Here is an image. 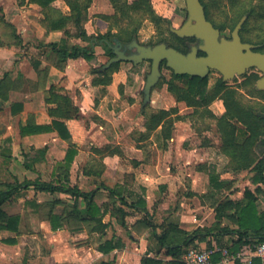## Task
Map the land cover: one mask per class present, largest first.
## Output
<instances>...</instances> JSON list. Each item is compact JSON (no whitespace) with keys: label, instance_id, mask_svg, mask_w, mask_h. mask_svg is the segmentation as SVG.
Returning <instances> with one entry per match:
<instances>
[{"label":"crops","instance_id":"1","mask_svg":"<svg viewBox=\"0 0 264 264\" xmlns=\"http://www.w3.org/2000/svg\"><path fill=\"white\" fill-rule=\"evenodd\" d=\"M136 1L127 3L131 6ZM150 1L155 13L168 19L162 11L168 0ZM61 15H70L66 0H54L48 9L28 0H0V189L41 182L91 193V201L36 185L19 188L2 207L9 217H20V222L8 228L0 226V264H142L144 257L169 264L175 259L156 240L152 223L157 234L168 228L191 234L216 225L231 231L237 227L236 204H244L246 191L255 192L257 187L261 188L257 194L258 208L264 212V184L253 182L255 173L251 169L232 164L223 151L214 122L198 120L193 115L195 108L178 101L169 91L164 79H170L173 71L165 63L146 103L145 86L151 72L145 82L139 78L129 80L128 72L146 62L139 65L119 62L108 84L99 80V73L93 72L101 66L105 70L113 65L108 67L112 58L101 46L96 47L95 55L98 58L103 52L108 57L103 65L96 66L94 61L84 59L59 62L51 44L59 46L66 39L69 46H88V42L50 27ZM120 17L111 0H91L85 29L88 35L105 34L111 29L118 33L115 18ZM140 32L141 29L139 40L134 41L155 46L140 42ZM132 43H120L122 50L130 52L127 55L136 52L135 48H129ZM163 69L170 73L169 78L164 77ZM214 83L210 81V86ZM53 88L56 94L68 95L78 108L74 118L49 112L58 106L51 100L47 103ZM165 98L171 103L170 108L152 109L159 100L164 104ZM181 104L190 110L185 115L180 111ZM208 108L217 117L226 113L221 98ZM173 109L176 112L169 117L173 120L171 136L164 139V122L154 130L149 129L150 113ZM55 119L67 125L69 140L62 139L56 131L21 134V128L28 124L50 126ZM198 123L205 126L203 132ZM214 131L219 137L218 158L225 160L224 171L221 164L206 159L214 145L203 133ZM193 133L202 135V148L193 149L184 143ZM70 148L77 154L68 165L66 156ZM43 149L45 153H37ZM150 150L157 153L156 160L149 158ZM187 156L196 162L193 174L183 170L189 166ZM17 168L24 171L17 173ZM211 173H216L223 183L221 189L211 186ZM116 188L119 195L111 192ZM180 196L189 201L180 202ZM141 199L146 209L138 206ZM237 239L234 231L213 232L195 244L231 250ZM110 243L121 246L104 252L103 248ZM182 262L185 263L184 256ZM256 263L260 261L255 259L252 264Z\"/></svg>","mask_w":264,"mask_h":264},{"label":"trees","instance_id":"2","mask_svg":"<svg viewBox=\"0 0 264 264\" xmlns=\"http://www.w3.org/2000/svg\"><path fill=\"white\" fill-rule=\"evenodd\" d=\"M25 2L26 0H20ZM29 3L38 4L43 9H48L54 0H28ZM70 7V15H61L58 19L51 22L50 27L55 30H64L65 34L69 37H76L85 42H88V46L82 47L79 45L69 46L68 40L63 39L61 45L51 44L52 50L57 53L59 62H67L69 59H84L87 62H93L97 60L95 55V49L101 46L105 50V54L111 59L115 57L113 47L117 44L116 39L123 45L129 44L134 40H139V30L143 24V21L150 20L156 29L160 31L163 23L171 25L172 21L158 16L150 0H138L131 6L128 5L127 0H111L115 9L121 13L120 18H115V26L119 29L118 33H113L112 29L105 34L98 33L96 35H88L85 24L88 20V8L91 0H66ZM205 7L207 19L209 15V9L201 0ZM264 7V6H263ZM254 8V7H253ZM252 8V9H253ZM249 11L251 17L256 12L254 9ZM186 11V9H185ZM250 19V17H249ZM211 22V20H209ZM215 26V25H214ZM216 27V26H215ZM69 28H72L75 32L72 33ZM246 26L242 29L244 31ZM161 33V31L159 32ZM162 34V33H161ZM175 38L180 44H184V41L191 39H183L175 35ZM242 38V35H241ZM161 43H168L166 39H160L157 42H151L150 45H158ZM255 43L257 51L264 53V42ZM170 45V44H169ZM185 46V45H184ZM176 50L186 54V51L191 49L190 46H185L187 49L180 50L177 46L171 45ZM119 63L113 64L108 69H103V66L98 69H94V73H99V80L108 84L112 81V74L117 70ZM255 80V78H253ZM164 82L168 84L169 91L172 92L178 101L185 102L189 107L195 108L194 116L198 120H208L214 122L218 129V132L222 138L223 151L230 157V160L235 167L240 169H251L255 175L253 182L255 184H264V118L260 117L258 113H264V110H256L251 105H243L238 99L237 92L234 89H230L229 85L218 79L210 86V75L205 78L190 77L188 75H176L172 72L170 79H164ZM264 94V93H263ZM217 98H221L224 101L226 107V113L222 117H217L209 110V105ZM56 102L57 108L52 111L51 114H57L66 119L74 118L78 113V108L68 97V95H59L54 92V88L50 91V97L48 102ZM172 112H176V109L170 111H155L150 113L149 129H156L161 123L164 122V128L162 134L164 139L171 136V126L173 120L169 117ZM56 131L59 136L64 140L71 138L70 130L67 125L58 119L53 120L50 126H37L28 124L21 128L22 135L40 134L45 132ZM258 149H261L258 152ZM46 149L39 150L37 153H45ZM77 154V151L73 148L68 150L66 156L67 164H71ZM211 186L215 189H221L223 183L219 182V178L216 173L210 174ZM31 185L40 186L49 191H62L72 193L84 197L89 202L91 201V193H83L78 189L62 188L53 184L41 183V182H24L19 185H7L5 189H0V223L1 227H11L12 224L19 225L20 217H9L3 212V205L11 198V196L22 187H28ZM256 191L247 190L244 197V204L237 205V227L230 231L227 228H219L216 225L212 228H201L195 230L193 233L188 234L183 231H173L168 228L161 234H157L155 229L156 225L151 224L154 230V236L156 240L166 249V253L172 256L175 260L169 264H185L182 262L186 250L191 245L195 244L198 239H203L206 236H210L213 232L218 234H224L229 232H236L238 235L237 241L231 248L232 252H244L251 249L253 246L264 242V212H260L258 208V196L259 190ZM112 193L120 194L119 188L112 190ZM125 204L124 198L120 199ZM140 208L146 209V203L144 199L138 203ZM235 205V206H236ZM232 206V205H231ZM123 214V212H122ZM108 245V243H107ZM121 244L117 243L108 248H103L104 252H110L115 248L120 247ZM142 264H166L162 260L144 257ZM260 264V263H256Z\"/></svg>","mask_w":264,"mask_h":264},{"label":"rangeland","instance_id":"3","mask_svg":"<svg viewBox=\"0 0 264 264\" xmlns=\"http://www.w3.org/2000/svg\"><path fill=\"white\" fill-rule=\"evenodd\" d=\"M204 3H206L209 9L208 18L216 26V28L221 31V37H224L227 40H231L234 29L241 21L244 20L243 26L240 30V35H242V41L244 43L253 45L254 51L259 52L257 51V46L255 45V43L260 42L261 44H263L262 42H264V0H204ZM164 4L165 7L163 8L164 10H162L164 13L163 16L167 17L168 19H171L172 25L169 26L167 25V23H163L160 29L162 33L161 34L159 33L160 31H158L151 22H145L140 28V42L150 44L151 42H157L162 38L167 40L168 43L165 44L170 47L171 45H173L174 47L177 46L180 50H183L185 46H190L191 49L189 51H186V54L191 52L193 48H196L198 50L199 56H204L205 53L200 50V46L203 44L202 40L196 37L183 38L191 40L184 41V44H180L175 38L176 34L172 31L173 29H180L188 20L187 10L185 11L186 0H168L165 1ZM158 6L159 5L157 4V7ZM252 8L256 12L251 17L248 14ZM245 26L246 29L242 31ZM185 49L187 48L185 47ZM107 61L108 57L102 52V54L97 58V60L94 61V64L96 66H100L106 63ZM128 72L129 80L139 78L140 81L145 82L146 76L151 72V64L149 62L143 63L141 65V68L135 70L132 67ZM163 73L164 77L169 78L170 73L167 70L163 69ZM253 78H255V80ZM263 78L264 73L257 68H251L247 70L243 75L236 74L233 79L228 81H224L223 75L216 70H213L210 73L211 83H214L218 79H223V81L229 85L230 89H234L238 93L237 96L240 97L238 100L243 105H251V107H254V109L256 110H264V89H259L257 87L258 82ZM139 101L141 105L143 102V95H141ZM159 102L160 103L155 105L156 107L152 109H159V107L170 108L172 106L171 103L166 100V98L163 101L164 104H162V101L160 100ZM120 110H122V108ZM138 111L140 110L138 109ZM180 111L183 115H185L190 110H186L185 106L181 104ZM197 125L201 130L205 127L204 125H201V123H198ZM122 130H124V128H122ZM200 132H203V130ZM203 135H207V137H209L208 141L212 142L214 145L213 148H211V152L208 153V156L206 158L208 159L207 162L213 163L216 161L218 164L222 165L225 160L223 157L218 158V156H220L217 151V143L219 141L218 135L215 131L213 133L204 132ZM201 136L202 135H200V137ZM200 137L196 136L195 133H193V135L189 136L185 140L186 142L184 143L188 147L193 149L202 148L203 141ZM148 155L150 159L154 158L155 160L158 156L157 153L153 150L148 151ZM185 161L186 163H189V166L183 168V170L186 171L188 169L187 173L193 174L195 172L196 162H193V160L189 159V156L186 157ZM182 164L184 165L183 161ZM220 169L224 171L226 168L224 167V165H222ZM22 171L24 170L21 168H17V173H22ZM202 184L203 182L200 181L199 185ZM179 198L180 202L183 203L185 201H189L183 196H180ZM123 234L126 238H128L126 231H124Z\"/></svg>","mask_w":264,"mask_h":264},{"label":"water","instance_id":"4","mask_svg":"<svg viewBox=\"0 0 264 264\" xmlns=\"http://www.w3.org/2000/svg\"><path fill=\"white\" fill-rule=\"evenodd\" d=\"M188 20L180 29L172 31L180 38L196 37L203 41L200 50L205 53L199 56L198 50L193 48L188 54H184L165 43L155 46H144L133 41L129 48H135L136 52L126 54V48L116 40L113 47L115 57L108 67L114 63L132 62L139 65L143 62H151V73L145 86V102L152 88L158 84L162 74L161 68L165 63L176 75H188L190 77L205 78L213 70L223 75L224 81L233 79L236 74L243 75L251 68H257L264 73V53L254 51V46L242 41L240 30L244 20L241 21L232 33V39L221 37V31L207 19L205 7L201 0H186ZM259 89H264V78L257 84ZM264 118V113H258Z\"/></svg>","mask_w":264,"mask_h":264},{"label":"built area","instance_id":"5","mask_svg":"<svg viewBox=\"0 0 264 264\" xmlns=\"http://www.w3.org/2000/svg\"><path fill=\"white\" fill-rule=\"evenodd\" d=\"M186 264H252L255 259L264 264V242L245 252H232L229 248L191 245L185 252Z\"/></svg>","mask_w":264,"mask_h":264},{"label":"flooded vegetation","instance_id":"6","mask_svg":"<svg viewBox=\"0 0 264 264\" xmlns=\"http://www.w3.org/2000/svg\"><path fill=\"white\" fill-rule=\"evenodd\" d=\"M130 53L129 51L126 52V54Z\"/></svg>","mask_w":264,"mask_h":264}]
</instances>
